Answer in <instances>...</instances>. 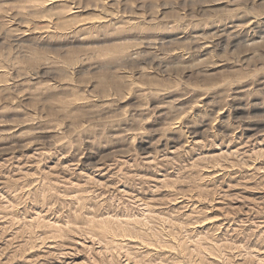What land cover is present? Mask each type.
Segmentation results:
<instances>
[{"label": "rangeland", "instance_id": "rangeland-1", "mask_svg": "<svg viewBox=\"0 0 264 264\" xmlns=\"http://www.w3.org/2000/svg\"><path fill=\"white\" fill-rule=\"evenodd\" d=\"M0 264H264V0H0Z\"/></svg>", "mask_w": 264, "mask_h": 264}]
</instances>
